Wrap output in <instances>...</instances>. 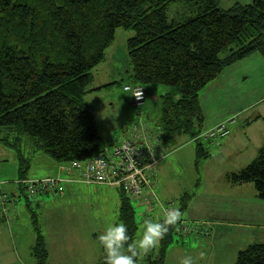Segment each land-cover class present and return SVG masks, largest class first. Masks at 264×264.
Wrapping results in <instances>:
<instances>
[{
    "label": "trees",
    "instance_id": "16d2710c",
    "mask_svg": "<svg viewBox=\"0 0 264 264\" xmlns=\"http://www.w3.org/2000/svg\"><path fill=\"white\" fill-rule=\"evenodd\" d=\"M173 8L180 10L170 16ZM120 28L134 31L127 40L133 83L125 86L143 87L146 98L147 85L169 88L160 96L159 122L150 126L168 150L179 133L197 141V168L200 159L208 158L200 141L204 139L198 137L213 128L204 130L202 91L235 62L255 53L264 58V0L229 8H223L221 0H0V142L17 155L18 179L30 178L26 175L38 153L72 165L113 146L100 135L94 107L85 96L102 88H91L93 70L106 60ZM223 138L206 141L220 146ZM25 139L30 143L27 153ZM226 179L253 184L264 201V146L252 162ZM191 197L185 192L179 199L182 213ZM132 201L136 203L123 192L119 222L136 238ZM161 205L156 194L153 207ZM33 227V255L37 264H48L35 215ZM177 227L170 226L154 253L141 254L137 264L144 257L148 264H165ZM104 256L103 251L97 264H105ZM235 264H264V242L240 250Z\"/></svg>",
    "mask_w": 264,
    "mask_h": 264
},
{
    "label": "crops",
    "instance_id": "0c3cea01",
    "mask_svg": "<svg viewBox=\"0 0 264 264\" xmlns=\"http://www.w3.org/2000/svg\"><path fill=\"white\" fill-rule=\"evenodd\" d=\"M250 2H252V0H221V6L223 8H229L236 3L247 4ZM114 54V49H112L111 46L106 51V60L93 70L94 81L91 88H102L92 91L85 96V101L89 105L93 106V103L90 101L92 97L90 96L112 90L115 84L121 83L119 79H122V73L116 69V63L111 61V59L115 58ZM247 81H250L249 84L255 82V86L250 87L253 89V92L260 89L259 86H261V82L264 83V58L258 53L225 68L221 75L212 81L207 88L210 91L213 89L221 90L227 88L228 92H230L231 90L239 89L238 87L244 83V85H246ZM248 86H245V89H247ZM206 89L202 91L200 97V102L205 114L204 130L214 127L223 120L233 116L231 115L233 113L231 109H223L225 108L224 105L221 108L215 107L213 102L218 101V98L216 96L211 98V95H207ZM168 90L169 88H165V91ZM159 91L160 89L153 92V94L156 95L155 105L157 108H155V112H152L154 110L152 105H148V102H146L147 105L145 104L146 106L139 110L140 115L137 117L132 115L129 121H134V123L138 124L139 122L142 123L145 121L153 127L156 126V122H159L161 115V92L158 93ZM240 91L242 90H239L238 93H241ZM109 92L108 96L104 95V97H100V103L97 109L94 108V115L100 135L106 145L112 146L119 143L126 136V130L123 127L120 130H116L103 122L101 126L98 123V113L102 112L105 109L104 107L114 102L113 93L112 91ZM126 98L129 99L127 96ZM130 100L131 105L134 104L132 98ZM263 101L264 96H261L260 102L263 103ZM250 107L251 106L241 110L240 115L238 114L240 118L242 117L240 125L242 128L239 134L240 138L235 142L232 140L237 139L235 134L236 131L239 130L238 128H240L238 126L240 123L238 119L235 123V125L238 126L235 128L236 131H231L228 136L224 137L223 141H225V143L221 144L220 147L230 145L233 147L234 151L241 152L240 156H242L245 154V150L252 146L254 149H257V154L251 160L252 162L257 157L261 147L264 146V144H262L264 141V107L262 110L253 111V113H250ZM101 120L103 121L102 116ZM100 127L102 128L100 129ZM180 134L181 133L177 134V136ZM237 142L238 144L235 145ZM24 144H26L25 146L27 147L30 143L25 139ZM188 144L182 143L174 150V153H177L176 159H178L182 166L187 168L190 166L189 161L186 160L189 159V155L185 150ZM252 155H254V151ZM252 155L250 157H252ZM169 160L171 159L164 157L155 167V181L157 184L156 194L159 200L162 205H166L172 201H179L181 196L185 193L184 191L190 192V194L194 192L183 213V217L203 222L209 226L211 231L209 236L197 237L195 239L190 238V240L182 241L181 245L176 246L178 250H181L182 253L185 254L183 249L186 245L193 244V240H195L199 249L198 264H235L240 250L245 249L252 243L264 242V201L258 197L253 184H232L226 179L227 174L244 168L246 164L244 166L230 167L229 170L220 172L213 185L209 184L211 180L205 176V181L206 179L209 181L206 185L203 179H201L202 182L200 183H194V180L186 181V179H183L185 185L181 186V188L174 182L178 180L175 178L173 174L174 171L172 170L173 165L171 162L174 158L171 161ZM233 161V158L229 159L230 163ZM206 164L207 163L204 165ZM69 167V163H57L49 156L38 153L33 157L30 170L26 176L30 178L60 176L67 173ZM157 171L159 176L158 179L156 178ZM71 172V175L76 177L77 173L73 170ZM18 177L19 162L16 153L0 142V181H2L0 190L10 193H21L20 187L15 183ZM223 184H226L224 187L225 192L231 194L233 198L225 200L224 202H215L210 199L209 194L218 192L215 186ZM103 187L110 189L107 190ZM175 187L176 190L174 191ZM221 190L222 189H220V191ZM195 191L197 192L195 193ZM108 193H113L117 197V205L120 207L123 192L116 187L104 184L85 183L82 181H67L64 183V192L62 194L48 193L40 195L31 205L28 202L21 205L22 200L17 204V207L9 216L0 213V264H37V260L33 255V247L37 241L35 229H28L25 224L26 220H19L21 214H26V212H28L27 207L31 210L37 208L42 209V216L39 217V226L48 251V264H97L104 249L97 240L96 234L91 231L88 232L90 236L81 239L77 237L78 235L82 236L81 227L76 225V230L69 232L68 235L66 234L65 236V232L58 230V225L53 223L56 217H59L55 205L56 203H64L62 214H60V218L62 219L74 211L76 214L83 215L85 210L89 212V208L93 211L95 208L93 207V202H102L103 195L106 201H110ZM197 195L203 196V199H198L201 201V204H198L199 201H195ZM80 196L87 197L88 201L92 204L89 203L87 206H81L80 204H74L72 206L67 205L66 201L68 199L76 201ZM176 196L180 198L175 200ZM132 203L134 207L138 205V207L141 208L140 214L143 221L145 219H161L162 205L159 206L160 210L153 209L152 212H147L144 208L145 205L133 201ZM145 207L147 208V206ZM119 209L117 210V222H119ZM27 215L28 217H25V219L30 218V214L27 213ZM74 225L75 223L73 226ZM85 226L86 225H84V227ZM201 252L204 253L203 257L200 256ZM143 254L144 253H142V255ZM171 254L172 253L167 254L165 264H167ZM79 255L82 256L79 257Z\"/></svg>",
    "mask_w": 264,
    "mask_h": 264
},
{
    "label": "rangeland",
    "instance_id": "374dc122",
    "mask_svg": "<svg viewBox=\"0 0 264 264\" xmlns=\"http://www.w3.org/2000/svg\"><path fill=\"white\" fill-rule=\"evenodd\" d=\"M183 8L184 7H182V9ZM178 10H180V8H173V10L172 9L169 10V15L170 16L175 15V12ZM133 35H134L133 30H125L123 28H120L117 30L115 42L112 44V49H114V52H115L114 54L115 58L111 59V61L116 63V69L122 73V79H119L121 81L120 84H115L112 90H109V91H112L113 93V99H114L113 104H110L104 107L105 109L102 112L98 113L97 115L98 123L100 126L103 122L109 127H112L113 129H116V130H120L123 127L126 130V136L128 135L129 128H131V126L135 124L134 121H129L131 116L132 115H135V117L139 116L140 115L139 110L141 109V107H138V105L136 106L133 99L132 100L135 105L134 104L131 105V100H130L132 98L131 92L126 91L124 89V86L126 83H129V84L133 83L130 77L131 65L129 62L128 50H127V38ZM249 83L250 81H247L246 85H244L245 84L244 83L243 85L238 87L239 89L231 90L230 92H228L227 88H223L221 90L213 89L212 91H210L207 87H206L207 89L206 88L205 89L207 90V95H211V98L215 96L218 98V101L213 102V105L215 107L217 106L221 108L224 105L225 108L223 109H231V111L233 112L231 115L237 116L238 114L240 115L241 110L246 109L249 106H251L249 110L250 113H253V111L255 110H260V109L262 110L264 107V101L263 103L260 102L261 96L262 97L264 96V83L261 82V86H259L260 89L255 92H253V89L250 88L251 86H255V82L253 84H249ZM245 86H248L247 89H245ZM165 88L167 87L164 85H147V91L149 93V96H147L146 99H147L148 105H152V108H154L152 112H155V108H157L155 105L156 95H154L153 92L160 89L158 93L161 92L160 94H163L165 92ZM239 90H242L240 92L243 94L238 93ZM109 91H104L99 94H94V96H90L92 98L91 99L89 98V99L93 103L94 108L97 109L98 104L100 103V97H104V95L108 96L110 93ZM126 96L129 99H127ZM145 104H146V101L144 100V102L141 104V105H144L142 106V109L147 105ZM211 111H212V108H211ZM239 115H238V119L240 121V123L238 124V126L240 127L238 128L239 130L236 131L235 128L238 126H236L235 124L230 125L231 131H236L235 135L237 136V139H232L233 142H235L236 140L240 138L239 134L241 132L240 129L242 128V126H240L242 117L240 118ZM101 116L103 118V121L101 120ZM233 116H230V118ZM149 120H152V119H149ZM101 128L102 127H100V129ZM223 140L224 139L221 140L220 145L225 143V141ZM200 141L208 152V158L200 159L198 168L195 165L197 141L191 139L189 136L185 134H180L176 137L175 144L172 145L171 148H169V154L167 158L171 160L174 158V160L171 163L173 165L172 166V170L174 171L173 174L175 178L178 179L174 182L178 184V187L185 185V181L183 179H186V181L194 180V183L196 182L200 183L202 182L201 179H203V182L206 185L209 181H207V179L205 181V176L211 180V183L209 184L213 185L216 181L217 175L220 172H223V171L225 172L226 170H229L230 167H235V166H240V165L244 166L245 164L247 165L249 162H251V160L257 154V149H254L252 146L248 147V149L245 150V154L240 156L241 152L234 151L233 147L230 145L220 147L219 145L209 144L206 140H200ZM182 143L184 144L189 143L185 147V150L188 152V155H189V159H186L187 161H189V164H190L188 168L185 166H182V164L179 163L178 159H176L177 153H174L175 148H178ZM237 144L238 142L235 143V145ZM262 144H264V141ZM28 150H30L29 146L27 147L23 146V151L25 153H27ZM253 151H254V155H252ZM251 155L252 157H250ZM230 158L234 159L232 163L229 162ZM205 163L207 164L204 165ZM158 177L159 176H158V171H157L156 178L158 179ZM225 185L226 184L215 186L218 192L209 194L210 199H212L215 202L216 201L224 202L225 200L232 199L233 198L232 195L225 192V188H224ZM103 188H106V187H103ZM106 189L109 190L110 188H106ZM220 189L222 190L220 191ZM175 190H176V187L174 188V191ZM196 192L197 191H195V193ZM108 195H109L110 201H106L103 195L102 202L100 203L97 201L93 202V207H95L93 211H91L92 209L89 208V212L85 210L83 215L76 214L74 211L70 215L65 216L63 219L60 218V214H62L64 203H56L55 207H57L56 211L59 217H56L53 223L58 225V230H62L65 232V236L66 234L68 235L69 232L75 231L76 225L77 226L79 225L81 227L82 236L78 235L77 237H80L81 239H85V237L87 238V236H90L88 232L92 231L96 234V238L98 240V234L104 230L107 224L117 222V210L120 208L117 205V197L113 193H108ZM179 198L180 197L176 196L175 200ZM198 199H203V196L197 195L195 198V201H199ZM22 200H21L22 201L21 205H24L27 202L26 195H22ZM66 203L68 206H72L74 204L76 205L80 204L81 206H84V205L87 206L89 203L92 204L91 202L88 201L87 197H84V196H80L76 201L68 199ZM172 203L179 206L178 201H172ZM198 204H201V201H199ZM144 208L146 209L147 212H150V211L152 212L154 207L147 206L146 208L144 206ZM135 209H136V220H137V225H138L136 238L138 239L143 220L140 214L141 208H139L138 205L137 206L135 205ZM154 209L160 210V207L158 206V207H155ZM27 211L28 212H26V214L23 213L20 215L19 220H26L25 224L27 228L32 230L34 229L33 216L34 215L36 216L38 223H39V220H40L39 217L42 216V209L37 208L35 210H31L27 207ZM27 213L30 214L29 219H25V217L26 218L28 217ZM184 219L187 220V222L189 223H198V224L202 223L199 221H194L193 219H189L187 217H185ZM74 223L75 225L73 226ZM84 225L86 226L84 227ZM182 231L183 230L181 228L177 227V231L175 232L173 240L167 250V254L172 253L167 264H180L181 258L185 255L193 256L195 260V264H198L199 263V256H198L199 249H198V245L195 243V240H193V244L186 245V247L183 249L184 250L183 252L185 254H183L181 250H178L176 246L181 245L182 241L190 240V238L195 239L197 237L209 236L211 232L210 228H209L208 233H203V234H188L187 235V234L182 233ZM150 253L153 254L154 252L152 253L150 250L149 254ZM73 254H76V253H73ZM79 254H82V253H79ZM81 256L82 255H79V257ZM146 258L144 257L142 259V264H146V263L148 264L147 260L146 261L144 260Z\"/></svg>",
    "mask_w": 264,
    "mask_h": 264
},
{
    "label": "built area",
    "instance_id": "2783aa9c",
    "mask_svg": "<svg viewBox=\"0 0 264 264\" xmlns=\"http://www.w3.org/2000/svg\"><path fill=\"white\" fill-rule=\"evenodd\" d=\"M125 89L132 91L136 106L141 105L146 99L145 91L141 86L133 88L125 86ZM136 92H142L140 98L134 96ZM237 120L238 115L222 121L201 133L198 138L218 143L221 138L229 134L230 125H234ZM168 154L169 150L162 146V143L154 136L147 122H142L140 125L133 124L128 130V135L119 143L107 147L104 153L88 161L72 163L68 173L60 176L17 179L16 184L20 187L21 193L0 191V211L9 216L22 200V195H26L29 202L33 204L40 194H62L64 183L67 181L113 186L123 191L130 199L136 200V203L153 206L157 190L155 167ZM71 170L78 173L76 177L71 175ZM169 207H178V205L172 202L162 205L161 219L164 211ZM178 228H181L182 233L187 235L209 232L207 226L189 223L183 217L178 222Z\"/></svg>",
    "mask_w": 264,
    "mask_h": 264
},
{
    "label": "clouds",
    "instance_id": "9594fccd",
    "mask_svg": "<svg viewBox=\"0 0 264 264\" xmlns=\"http://www.w3.org/2000/svg\"><path fill=\"white\" fill-rule=\"evenodd\" d=\"M141 95L142 92L134 94L137 98ZM182 217L183 213L179 207H169L164 211L162 219L143 221L138 239L129 235L128 226L124 222L107 224L98 234V240L105 252V264H137V258L141 253L158 248L169 227L178 226ZM203 255L201 252L200 256ZM180 264H195L194 257L185 255L181 258Z\"/></svg>",
    "mask_w": 264,
    "mask_h": 264
}]
</instances>
